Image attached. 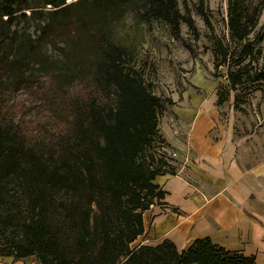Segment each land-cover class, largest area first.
<instances>
[{
    "label": "trees",
    "instance_id": "trees-1",
    "mask_svg": "<svg viewBox=\"0 0 264 264\" xmlns=\"http://www.w3.org/2000/svg\"><path fill=\"white\" fill-rule=\"evenodd\" d=\"M127 13L143 23L162 21L174 34L182 22L193 29L176 0H0V205L10 190L21 202L18 211L4 209L9 237L0 238V257L38 264H255L210 239L182 252L169 241L131 247L144 233V212L163 199L153 181L174 170L154 154L161 100L116 33ZM259 13L249 19L244 2L230 0L231 39L245 41ZM30 21L33 39L12 30ZM43 42L55 55L42 51ZM215 54V67L224 66L227 49L219 42ZM242 68L227 69L232 92L264 81V64L246 78ZM46 88L62 97L71 92L54 108L55 99L39 97L64 114L57 131L42 139L3 110L12 94L44 95Z\"/></svg>",
    "mask_w": 264,
    "mask_h": 264
},
{
    "label": "rangeland",
    "instance_id": "rangeland-1",
    "mask_svg": "<svg viewBox=\"0 0 264 264\" xmlns=\"http://www.w3.org/2000/svg\"><path fill=\"white\" fill-rule=\"evenodd\" d=\"M229 1L176 0L180 15L189 18L193 24V29H189L182 22L177 34L162 21L139 22V18L132 13L123 16L117 25L116 33L124 46L134 50L135 69L142 75L149 91L161 100L158 114L160 128H169L175 133L178 128L177 118L171 110L189 107L190 105H186L189 103L188 99H185L187 97H199L201 103L210 102L209 105L213 109L210 138L226 137L237 147L236 156L244 168L255 167V173L258 175L257 188L240 207L244 218L253 226L248 235L249 241L245 244L247 250L254 254L251 257L255 264H264V81H250L242 87L237 86L236 92H232L226 79L228 67L231 72L243 67L242 73L246 78L253 76L264 64V8L260 7L264 0H240L244 2L249 19L254 16V10L260 11L255 27L248 38L240 43L231 39L228 29ZM34 28L35 23L30 21L20 22L12 30H27L26 34H30L33 39ZM218 42L227 49V63L216 68L215 51ZM42 44V51L46 55H55L49 43ZM71 91L84 95V90L80 87ZM38 93L22 90L12 94L3 112L15 113V120H19L18 125L21 128H35L26 133L43 139L46 131H51V134L57 131L58 125L64 120V114H56L46 108L39 97L45 98L48 95V98L55 99L54 108L60 106L63 99L67 100L69 93L62 97L60 93L51 92L49 88H46L44 95ZM218 101L220 103L217 105ZM159 138L161 143L157 146L167 147L162 144L161 134ZM167 149L170 150L168 147ZM177 160L178 156L174 161L166 163L170 167H176L179 164ZM190 178V185L197 187V178ZM7 197L0 205V238L9 237V231L5 230L2 219L4 209L18 211L21 205L18 195L11 190ZM155 204L159 205L156 202ZM147 235L148 232L144 238H138L131 247L154 245L151 241L148 243L150 238ZM21 262L38 264L32 257Z\"/></svg>",
    "mask_w": 264,
    "mask_h": 264
},
{
    "label": "crops",
    "instance_id": "crops-1",
    "mask_svg": "<svg viewBox=\"0 0 264 264\" xmlns=\"http://www.w3.org/2000/svg\"><path fill=\"white\" fill-rule=\"evenodd\" d=\"M185 99L189 107L171 110L177 118L175 133L158 123L162 144L177 153L179 164L168 165L174 173L153 181L163 199L144 212L141 237L148 232L147 241L154 244L150 246L169 241L178 252L186 251L196 240L210 239L227 251L250 258L254 254L245 244L253 226L244 218L240 205L257 188L256 169L244 168L236 156L237 147L226 137L210 138V102L201 103L199 97ZM190 176L197 178V187L190 185ZM0 259L5 264H23L9 257Z\"/></svg>",
    "mask_w": 264,
    "mask_h": 264
},
{
    "label": "built area",
    "instance_id": "built-area-1",
    "mask_svg": "<svg viewBox=\"0 0 264 264\" xmlns=\"http://www.w3.org/2000/svg\"><path fill=\"white\" fill-rule=\"evenodd\" d=\"M154 154H155V157H157L158 159H162L167 163H169V161H174L177 157L176 152H172V151L168 150L167 147H165L163 145L157 146L154 149ZM0 264H3V262H1V260H0Z\"/></svg>",
    "mask_w": 264,
    "mask_h": 264
}]
</instances>
